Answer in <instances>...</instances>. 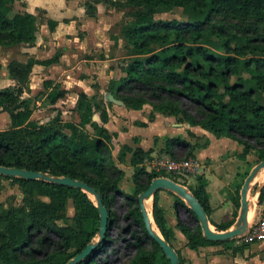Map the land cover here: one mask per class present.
<instances>
[{
  "label": "trees",
  "instance_id": "trees-1",
  "mask_svg": "<svg viewBox=\"0 0 264 264\" xmlns=\"http://www.w3.org/2000/svg\"><path fill=\"white\" fill-rule=\"evenodd\" d=\"M104 1L112 7L124 4L138 9L134 22L124 30L126 49L132 60L125 69V77L111 82L115 98L131 110L141 111L150 105L154 112L176 117L192 127L199 126L217 138L236 140L245 147L242 158L257 151L259 160L264 161V103L261 99L264 94V0ZM15 3L16 0H0V46H32L40 30L39 18L15 11ZM100 3L96 0L94 4H87L86 13L90 18L96 17V6ZM180 8L196 13L197 21L155 19L160 11ZM57 26L56 21H48L51 32ZM210 34L221 41L222 56L202 46ZM58 61L59 56L55 55L46 61L30 60L26 64L12 61L8 65L9 76L16 86L0 90V109L11 121L9 130L0 131V166L88 184L101 196L109 211V230L115 220L109 206L117 196L122 197L129 208L128 217L143 231V237H136V254L128 264H170L158 243L149 236L139 205V196L153 180L165 175L140 168L133 175L135 192L123 191L121 183L126 173L119 168L110 148L113 135L105 128L109 122L105 101L81 93L76 106L79 124L64 122L60 113L46 124L31 121L33 101L24 99L23 95L29 91L32 70L36 65L48 67ZM51 85L45 83L46 88H51L47 102L55 105L67 92L59 85ZM154 112L150 115L151 121ZM96 114L102 125L94 121ZM87 126L93 130L90 138L86 137ZM176 148L186 149V159H194L196 147L180 138L168 139L161 153L176 158ZM127 153L132 154L131 166L137 168L152 159L153 151H133L125 146L118 161L123 162ZM15 179L26 195L38 192L50 198L51 203H40L30 210L22 208L8 213L0 210V264H68L95 240L100 215L87 194L44 180ZM190 191L210 217L207 182L198 178L197 187ZM161 192L167 191L155 194L153 218L163 238L173 247L175 232L168 226L166 211L159 206ZM174 196L178 205L184 204L181 198ZM68 199H73L76 220L93 222L91 231L84 230L81 224L79 230L58 224L61 217L58 212ZM263 203L264 187L259 196V204ZM191 214L193 225L179 222L177 226L191 250L201 253L209 247L234 242L209 241L197 217L192 211ZM212 225L217 231L231 227V224ZM108 234L81 264H98L95 256L110 243ZM144 240L149 241V249L143 246ZM246 247H238L236 251ZM177 253L180 264H185L180 252Z\"/></svg>",
  "mask_w": 264,
  "mask_h": 264
},
{
  "label": "crops",
  "instance_id": "crops-1",
  "mask_svg": "<svg viewBox=\"0 0 264 264\" xmlns=\"http://www.w3.org/2000/svg\"><path fill=\"white\" fill-rule=\"evenodd\" d=\"M88 3H90V0H16V11L33 14L39 19L43 15L48 21L53 20L58 23L54 33L49 30L48 23L43 25L45 32L48 31L49 35L53 34L49 38H44V45L41 44L38 36L36 43L32 46H0V65L2 66L0 90L16 86V82L10 78L8 72V65L12 61L26 64L30 60L46 61L52 59L55 55L59 56V61L51 66H34L30 75V88L23 95V98L32 99L33 101V115L31 118L33 122L46 124L60 113L64 122L79 124L81 121L80 114L76 111L79 95L85 93L89 98H99L101 93L104 92L101 80L109 76L111 80L117 77L116 70L112 67L113 64H110L113 63L112 57H110L112 47L99 46L100 44L97 42L93 43V36H96L97 33L99 35V32L103 31L101 8L97 6L96 17L90 18L86 13ZM79 31L85 32V37L82 40L76 38L77 42L75 41L74 45L49 46L54 44L55 39L64 42L63 37L65 34H74ZM66 40L68 41L67 37ZM123 48L126 49V46H123ZM124 75L126 74L124 73ZM95 76L98 84L92 86L90 82L94 81ZM46 82L51 83L52 87L59 85L62 90L67 92L66 97L55 105L49 104L47 95L51 88L47 92ZM106 95L107 93L105 97ZM146 106L141 111H135L126 106H109L106 103L109 122L105 125V128L113 135L110 148L119 168L125 172V167L131 166V153H127L123 162L118 161V157L125 146L133 151L137 149H143L146 152L153 151L152 158L165 149L168 139L180 138L185 140L196 147L194 160L198 163L199 168L198 173L190 177L184 183L185 185H182L190 190L197 187L198 178H203L207 182V193L212 209L209 217L210 224H231V227L226 231L234 229L240 216L241 190L247 178L246 176L258 165L253 164L252 153L244 159L241 155L244 153L245 147L240 142L226 137L217 138L199 126L192 127L188 123L178 121L176 117L154 112L151 106L147 110ZM152 112L155 115L153 121L150 120ZM0 118H4L6 121V125L1 126L0 131L9 130L11 128L10 117L1 109ZM93 119L102 125L98 114L94 115ZM87 129L92 128L87 126ZM178 149L176 148L175 151L177 152ZM150 162L151 159L137 168L131 166L134 174L140 168L147 170ZM262 176L258 178V181H264V178H261ZM263 187L264 184L257 191L254 203L250 205L249 220L252 213V220L258 216L262 204L256 205V201H259ZM159 206L166 211L168 226L175 232V239L172 241L173 248L180 252L185 261L189 259L194 264L202 263L203 259L198 257L199 252L191 250L187 246V238L177 228L179 222L186 223L185 218L194 220L186 202L178 205L174 195L169 192H161ZM212 227L216 229L213 225ZM221 248L233 250L238 257L248 258L253 253L263 250L264 242L252 244L241 251H236L238 247L235 242L212 246L206 250L214 252L219 251ZM254 257L257 258V256Z\"/></svg>",
  "mask_w": 264,
  "mask_h": 264
},
{
  "label": "rangeland",
  "instance_id": "rangeland-1",
  "mask_svg": "<svg viewBox=\"0 0 264 264\" xmlns=\"http://www.w3.org/2000/svg\"><path fill=\"white\" fill-rule=\"evenodd\" d=\"M96 0H90V4H94ZM101 3L98 4L101 8L102 16H101V24L103 27V31L93 36V43L100 44L99 46H111L112 49L110 51V57L113 60L112 67L116 70L117 77L113 80H119L122 76H125V69L132 58L129 57L127 49L123 48V46H128L127 39L124 35L125 28H128L131 23L134 22V15L138 11L137 8L130 7L127 5H118L116 7L110 6V3H106L104 0H100ZM96 6V7H97ZM16 11V3L14 7ZM14 11V12H15ZM197 14L186 9H174L171 12L160 11L155 19L157 21H179V22H194L197 21ZM200 18V17H199ZM48 19L42 15L39 19L40 30L38 33L39 39L41 40V44L44 45V38H49L50 34L43 30V25L47 24ZM52 33V32H51ZM54 33V32H53ZM85 32L79 31L74 34H65L63 37V41L55 39L54 44H50L49 46H72L76 41V38H80L81 40L85 37ZM93 35V34H92ZM57 37V36H56ZM66 37L68 41L66 40ZM77 42V41H76ZM114 46V47H113ZM162 46V45H161ZM193 46V45H190ZM202 46H204L208 51L213 52V54L217 56H222L223 50L221 48V41L214 35L210 34L207 39L203 42ZM109 48V47H108ZM45 52V51H44ZM109 52V51H108ZM45 55V53H43ZM54 56V55H53ZM108 67L106 68V70ZM109 77H105L101 80L102 89L104 92L101 93V97L99 100L103 99L106 103L109 102L106 100L105 94L111 93V82L113 81ZM97 79L95 76L94 81L90 82V85L96 86ZM52 86V85H51ZM101 89V88H100ZM47 92L50 88H46ZM115 91V90H114ZM45 95V93H44ZM262 102L264 103V94L261 95ZM112 106H116L112 104ZM188 107V104H186ZM150 105H147V110ZM152 107V106H151ZM113 109L115 107H112ZM189 108V107H188ZM9 120V119H8ZM6 121L4 118H0V127L5 126ZM88 135L87 138H90L92 135V129L87 130ZM176 158L184 159L187 156V150L180 148L177 150ZM166 155L165 153L158 152L155 157H152L151 161L155 160L158 157ZM252 162L253 164H259L262 161L259 160L258 152H253L252 154ZM126 177L121 183V187L124 192L128 194H133L135 192V184L133 181L134 170L131 166L125 167ZM263 175L261 178H264V170L261 171L257 178L256 182L252 184L249 201L250 204L254 203V199L256 198L257 191L264 184L263 182L258 181V178ZM179 184H184L189 178H181L178 176L174 177ZM260 178V179H261ZM84 193V192H83ZM173 194V193H172ZM175 195V194H174ZM89 199L94 202V205L97 206V201L94 196L88 195ZM252 201V202H251ZM259 201H256V205H259ZM40 203H51V199L40 195L38 192H33L32 194L26 195L23 191L22 185L20 182L16 181L15 178L9 177H0V210L3 213L12 212L15 210H20L22 208H27V210L32 209L34 206L39 205ZM111 212L115 214V220L110 226L109 230V239L110 243L103 248V251L95 256V260L98 264H128L129 261L135 256L136 248L135 242L136 237H143V231L136 226L132 219L128 217L129 208L125 203V200L117 196L114 199L113 203L109 206ZM61 216L57 222L61 226H70L76 230H79L78 226L81 224V227L84 230L91 231L93 228V222L91 221H83L76 220V209L74 206L73 199H68L62 211L58 212ZM152 219L154 222V218L152 215ZM253 219V217H252ZM186 223L188 225H193L194 220L185 218ZM156 227V226H155ZM100 228V226L98 227ZM157 229V228H156ZM214 231H217L212 227ZM100 238L97 234L95 240L92 242L97 244ZM143 246L147 249L150 248V244L148 240H144ZM198 257L202 258V263L199 264H264V249L258 252L253 253L248 258L238 257L233 250L223 249L221 248L219 251H208L203 250L201 253H198ZM254 256H257L255 258ZM255 258V259H254ZM162 264V263H160ZM185 264H194L191 260L187 259Z\"/></svg>",
  "mask_w": 264,
  "mask_h": 264
},
{
  "label": "water",
  "instance_id": "water-1",
  "mask_svg": "<svg viewBox=\"0 0 264 264\" xmlns=\"http://www.w3.org/2000/svg\"><path fill=\"white\" fill-rule=\"evenodd\" d=\"M106 100L109 103L119 107L125 106L124 102L116 99L115 96L111 93H108L106 95ZM263 170H264V161H262L255 168H253L251 173L247 176L241 190V211L237 225L234 229L226 232L214 231L212 229V225L210 224L209 217L206 211L204 210L203 206L191 193V191L188 190L186 187H184L183 185L177 183L176 181L170 178H165V177H159L152 181L148 189L139 196L140 210L145 224V228L149 236L158 243L164 255L169 260L170 264H180L179 255L177 251L171 245H169L168 242L163 238L160 230L158 229V231H156L154 229V226L148 214V210L146 208V201L150 199L154 200L155 194L160 191H167L173 193L177 197L181 198L184 202H186L188 207L197 217V220L202 225L204 230V235L209 241L219 242V241L234 240L235 238L243 235L249 226V222H250L249 213H250V205H251L249 202V194L253 182L257 178L258 174ZM0 176L9 177V178H19L27 181L44 180L47 182H53L65 187L80 190L85 194L94 196L96 198L97 201L96 207L100 215V228L98 232L100 240L97 244L94 243L89 244L74 259L69 261L68 264H81L88 256L92 254V252L95 249L98 248L99 244L106 239L110 225L109 211L104 205L101 196L97 193L95 189L91 188L88 184L81 181L73 180L71 178L52 177L50 175H45L43 173H36L23 169L6 168L3 166H0ZM152 215H153V209H152Z\"/></svg>",
  "mask_w": 264,
  "mask_h": 264
},
{
  "label": "built area",
  "instance_id": "built-area-1",
  "mask_svg": "<svg viewBox=\"0 0 264 264\" xmlns=\"http://www.w3.org/2000/svg\"><path fill=\"white\" fill-rule=\"evenodd\" d=\"M198 168V163L192 158L180 159L163 155L151 161L147 171L163 174L165 176L162 177L165 178L178 176L181 179L195 176L198 173ZM234 242L237 247L264 242V204L261 205L258 216L254 220H250L246 232L235 238Z\"/></svg>",
  "mask_w": 264,
  "mask_h": 264
},
{
  "label": "bare ground",
  "instance_id": "bare-ground-1",
  "mask_svg": "<svg viewBox=\"0 0 264 264\" xmlns=\"http://www.w3.org/2000/svg\"><path fill=\"white\" fill-rule=\"evenodd\" d=\"M255 180H256V179H255ZM146 208H147V210H148V214H149V216H150V220H151V222H152V224H153V226H154V229H155L156 231H158V228H157L155 222H153V219H152L153 199H150V200H147V201H146ZM249 216H250V213H249ZM252 216H253V213H252V215H251V219H250V220H252ZM155 226H156V227H155ZM156 228H157V229H156Z\"/></svg>",
  "mask_w": 264,
  "mask_h": 264
}]
</instances>
